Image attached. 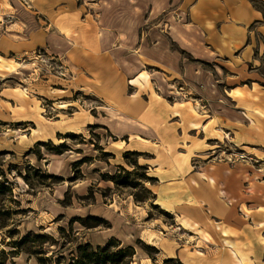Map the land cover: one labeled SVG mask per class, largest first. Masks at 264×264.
I'll return each instance as SVG.
<instances>
[{
	"label": "rangeland",
	"instance_id": "1",
	"mask_svg": "<svg viewBox=\"0 0 264 264\" xmlns=\"http://www.w3.org/2000/svg\"><path fill=\"white\" fill-rule=\"evenodd\" d=\"M15 3L20 10L12 13L0 5V175L5 176L0 180L12 184V194L0 196V211H12L9 218L0 216V251L11 252L7 231L12 229L14 239L29 232L53 238L43 247L52 259L49 264H57L59 256L69 262L79 245L97 248L113 238L120 248L136 250L128 264H264V148L258 155L226 133L224 141L202 137L191 145L168 127L177 122L172 115L181 108V89L170 88L160 65L146 68L143 61L150 54L160 59V42L157 47L150 42L149 49L137 47L130 56L126 44L131 39L121 38L119 48L106 32L119 22L96 23L94 9L82 16H59L58 26L50 27L48 13L34 12L25 0ZM256 3L264 11V0ZM134 7L141 15L139 5ZM109 9L106 3L96 14ZM160 13L156 6L152 20L139 29L141 39L151 26L155 37L168 38L178 58L212 68L171 40L168 32L176 37L179 21L175 12ZM259 71L264 76V57ZM41 143L61 146L65 153L50 152ZM132 152L141 155L128 154ZM136 161L148 170L131 179L139 180L145 172L155 178L143 182L154 200L141 187L116 186L107 178L118 176L120 167L135 173ZM203 168L209 179L199 174ZM36 170L60 180L37 177ZM160 172L162 180L185 176V194L176 200L180 207H163L162 199L156 200L163 183L156 175ZM190 172L196 176L188 179ZM136 195L149 200L138 203ZM90 216L110 226L89 228L94 225ZM139 241L154 249H143ZM13 261L39 264L36 256L23 252Z\"/></svg>",
	"mask_w": 264,
	"mask_h": 264
},
{
	"label": "crops",
	"instance_id": "2",
	"mask_svg": "<svg viewBox=\"0 0 264 264\" xmlns=\"http://www.w3.org/2000/svg\"><path fill=\"white\" fill-rule=\"evenodd\" d=\"M25 1L34 7V12L49 14L50 27L58 26L59 16H82L84 11L91 12L93 9L96 23L109 18L111 22H119L117 27H107L106 32L112 33L111 37L119 48L123 47V39H131L126 44V52L130 56L137 47L141 49L147 46L149 49L150 42H156L155 47L160 42V59L153 58V54L146 55L144 66L151 68L160 65L166 71L170 88L181 89L177 91L182 94L177 97L181 101V108L172 115L177 122L167 123L168 127L180 131L188 144H196L197 140L202 141V137L205 140L213 138L224 141L223 133H226L238 144L246 145L250 150L255 149L253 152L257 151V154L259 149L264 148V76L259 71L264 57V11L256 5L257 0H117L116 3L114 0ZM106 3L110 9L97 15L96 8L101 10ZM135 3L139 5L141 15L133 11ZM0 5L12 8V11L5 9L11 13L19 9L15 0H0ZM156 6L161 8L160 14L174 11L179 19L175 28L176 37L169 29L171 40L193 58L211 63L212 68L205 70L178 58L175 51L170 49L168 38L160 32L161 38L155 37L151 26L146 39H141L139 29L152 20L151 14ZM181 11L186 13L187 24L182 23ZM98 17L100 20L96 19ZM141 21L136 28V22ZM122 22L127 27H122ZM67 38L65 34L66 41ZM78 39L82 41L84 38L80 35ZM149 75L151 81L153 74ZM175 151V147L169 150V157ZM190 152V149L187 150L188 155ZM204 169L199 174L202 175ZM195 174L190 172L185 175L191 179ZM156 175L161 180L165 177L162 172ZM185 180V176L183 179L169 177L162 180L156 200L162 199L163 207H180L176 200L185 194L182 192ZM137 238L142 239L144 236L139 234ZM107 243L100 245L105 246Z\"/></svg>",
	"mask_w": 264,
	"mask_h": 264
},
{
	"label": "trees",
	"instance_id": "3",
	"mask_svg": "<svg viewBox=\"0 0 264 264\" xmlns=\"http://www.w3.org/2000/svg\"><path fill=\"white\" fill-rule=\"evenodd\" d=\"M42 146H45L48 151L50 152H56L57 154H63L65 152L60 151L61 146L55 147L47 143H41ZM134 156H139L141 153L139 152H132L128 153ZM86 161V160H85ZM84 162V161H83ZM83 162L76 164V166L79 168ZM133 167L135 168V173H131L130 171L124 169L123 167H120V174L118 176L111 175L108 176L109 181H113L116 186H121V187H132V188H142L147 196L153 197L152 191L147 190L143 186V182H154L155 178H151L147 176V172L144 174L140 175V179H131L134 174H136L137 171L143 170L146 171L148 168L146 166H141L138 161L134 162ZM1 171V170H0ZM121 173L124 175L121 176ZM36 176H40L41 178H46V179H56L60 180L57 176H52V175H44L41 173V170H36L35 171ZM28 175V174H27ZM3 179L4 174L0 175ZM105 176H103L104 178ZM25 180H27V176L24 177ZM11 183L7 180L1 181L0 180V196L2 195H11L12 194V187ZM147 196H142V195H136L135 200L138 203L148 201ZM151 206L155 207L157 205L151 204ZM12 215V211H0V216L9 218ZM89 221L94 222V225L89 227V228H97L98 226H101L103 224H107L109 227L110 225L103 221L101 218H96V217H88L87 218ZM76 221L81 222L82 224L84 223L83 220L81 219H76ZM74 222V221H73ZM85 226H88L84 223ZM7 227V226H6ZM1 230V228H0ZM15 234H19V232H15ZM7 235L10 237L11 242L7 244L10 248H12L11 252H5L4 250L0 251V264H15L13 261V257H16L20 255V253H28L32 256L37 257V261L39 264H49L48 262L51 261V258L46 257L47 253L43 249V247L49 243L48 239L52 240L48 235L44 234H34L33 232H29L26 234L24 237H17V239H14V230H9L7 231ZM114 242L118 244V246L114 245ZM55 243H57L55 241ZM31 244H38L36 245H31ZM138 244L143 247V249L150 251L153 250V247L147 246L143 241H139ZM121 243L113 238L107 245L105 246H99L97 248H94L92 244L90 243H84V245H79L76 249L77 256L72 257V259L67 262L65 261L66 259L64 257H60L56 260L57 264H128L130 263L134 256L136 255V250L134 249L133 246H128L126 248H120ZM38 247V249H37ZM54 257V256H53ZM150 257H152L150 255ZM52 264V263H50Z\"/></svg>",
	"mask_w": 264,
	"mask_h": 264
}]
</instances>
